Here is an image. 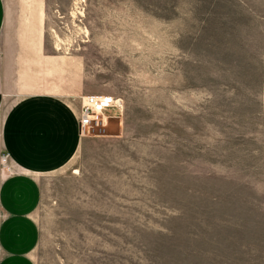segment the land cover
I'll list each match as a JSON object with an SVG mask.
<instances>
[{
  "label": "rangeland",
  "instance_id": "374dc122",
  "mask_svg": "<svg viewBox=\"0 0 264 264\" xmlns=\"http://www.w3.org/2000/svg\"><path fill=\"white\" fill-rule=\"evenodd\" d=\"M62 6L119 107L41 178L36 263L264 264V0Z\"/></svg>",
  "mask_w": 264,
  "mask_h": 264
},
{
  "label": "crops",
  "instance_id": "0c3cea01",
  "mask_svg": "<svg viewBox=\"0 0 264 264\" xmlns=\"http://www.w3.org/2000/svg\"><path fill=\"white\" fill-rule=\"evenodd\" d=\"M62 1L0 0V155L10 156L0 165V264H37L41 178L66 167L84 140L82 99L92 93L69 66L82 52L60 33Z\"/></svg>",
  "mask_w": 264,
  "mask_h": 264
},
{
  "label": "built area",
  "instance_id": "2783aa9c",
  "mask_svg": "<svg viewBox=\"0 0 264 264\" xmlns=\"http://www.w3.org/2000/svg\"><path fill=\"white\" fill-rule=\"evenodd\" d=\"M119 107L118 100L113 96L106 95H87L82 99L81 113L79 118L80 134L86 135L87 132L97 127H105L108 124L109 116L107 111L111 108ZM10 156L8 153L0 155L1 168L8 166Z\"/></svg>",
  "mask_w": 264,
  "mask_h": 264
}]
</instances>
